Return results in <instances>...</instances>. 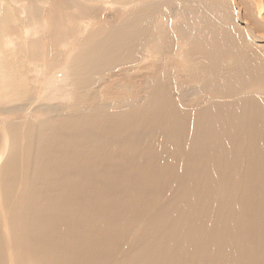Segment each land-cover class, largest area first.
Masks as SVG:
<instances>
[{
    "label": "bare ground",
    "instance_id": "1",
    "mask_svg": "<svg viewBox=\"0 0 264 264\" xmlns=\"http://www.w3.org/2000/svg\"><path fill=\"white\" fill-rule=\"evenodd\" d=\"M0 264H264V0H0Z\"/></svg>",
    "mask_w": 264,
    "mask_h": 264
}]
</instances>
